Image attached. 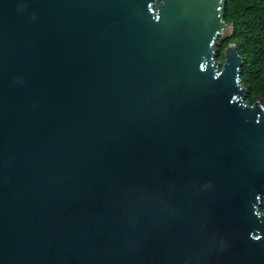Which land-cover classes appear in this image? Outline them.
I'll return each instance as SVG.
<instances>
[{
	"label": "water",
	"instance_id": "water-1",
	"mask_svg": "<svg viewBox=\"0 0 264 264\" xmlns=\"http://www.w3.org/2000/svg\"><path fill=\"white\" fill-rule=\"evenodd\" d=\"M224 8L0 0V264H264V97L218 59Z\"/></svg>",
	"mask_w": 264,
	"mask_h": 264
},
{
	"label": "trees",
	"instance_id": "trees-1",
	"mask_svg": "<svg viewBox=\"0 0 264 264\" xmlns=\"http://www.w3.org/2000/svg\"><path fill=\"white\" fill-rule=\"evenodd\" d=\"M224 20L233 25V35L219 41L218 59L223 60L228 45L238 47L244 60L241 81L247 89L245 99L254 103L257 97H264V0H225Z\"/></svg>",
	"mask_w": 264,
	"mask_h": 264
},
{
	"label": "snow or ice",
	"instance_id": "snow-or-ice-1",
	"mask_svg": "<svg viewBox=\"0 0 264 264\" xmlns=\"http://www.w3.org/2000/svg\"><path fill=\"white\" fill-rule=\"evenodd\" d=\"M259 239V238H258Z\"/></svg>",
	"mask_w": 264,
	"mask_h": 264
}]
</instances>
